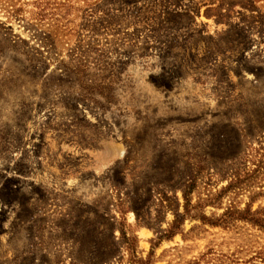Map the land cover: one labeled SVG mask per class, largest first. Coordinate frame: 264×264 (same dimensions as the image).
Wrapping results in <instances>:
<instances>
[{
	"label": "rangeland",
	"instance_id": "obj_1",
	"mask_svg": "<svg viewBox=\"0 0 264 264\" xmlns=\"http://www.w3.org/2000/svg\"><path fill=\"white\" fill-rule=\"evenodd\" d=\"M262 136L264 0H0V264H264Z\"/></svg>",
	"mask_w": 264,
	"mask_h": 264
},
{
	"label": "trees",
	"instance_id": "obj_2",
	"mask_svg": "<svg viewBox=\"0 0 264 264\" xmlns=\"http://www.w3.org/2000/svg\"><path fill=\"white\" fill-rule=\"evenodd\" d=\"M221 172L223 173L222 178H228L229 180L227 185L218 195L214 196L210 194L207 195V198L203 199V201L201 199V202H204V204H200L201 202L198 201L196 206H191V195L196 190V184H194L193 181L183 188V217L189 216L190 210L201 209L205 204L215 205V202L219 200V198L228 193L238 195L239 192L252 190L256 187L259 180L264 175V136L260 138L256 147H251L242 162L234 163L233 166L228 167ZM163 201L166 202V200ZM166 208L168 209L169 207L166 206ZM177 212L178 210H174V220L162 238L171 239L179 231L183 217H179ZM258 213V211L251 213L250 206L246 205L244 210H236L234 207L227 209L221 218L216 221H210L206 219L204 215L200 216V220L203 223L208 222L211 226H224L229 224V221L232 219H238L249 222L264 230V219L259 218ZM162 238H160V240Z\"/></svg>",
	"mask_w": 264,
	"mask_h": 264
}]
</instances>
